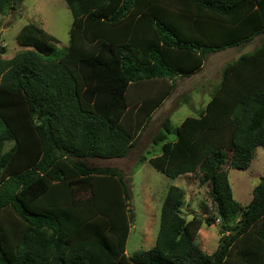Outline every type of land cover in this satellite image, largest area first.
Masks as SVG:
<instances>
[{
	"label": "trees",
	"instance_id": "16d2710c",
	"mask_svg": "<svg viewBox=\"0 0 264 264\" xmlns=\"http://www.w3.org/2000/svg\"><path fill=\"white\" fill-rule=\"evenodd\" d=\"M23 1L0 0V15ZM64 2L67 47L31 23L11 59L0 49V264H264V176L245 207L229 184L264 149V43L224 65L196 116L174 130L166 118L159 154L139 160L171 180L199 173L217 218L187 221L171 185L154 246L128 257L131 189L120 170L90 163L126 158L176 78L263 36L264 0ZM215 220L208 255L196 237Z\"/></svg>",
	"mask_w": 264,
	"mask_h": 264
},
{
	"label": "rangeland",
	"instance_id": "374dc122",
	"mask_svg": "<svg viewBox=\"0 0 264 264\" xmlns=\"http://www.w3.org/2000/svg\"><path fill=\"white\" fill-rule=\"evenodd\" d=\"M31 23L54 36L58 49L68 46L72 17L64 0H24L14 6V9L0 15V49H5L3 59H11L21 50L16 37L23 26ZM263 43L264 35L245 46L207 56L202 70L195 76L176 79L175 90L164 101L163 107L152 116L126 158L90 161L93 165L120 170L131 189L129 211L133 220L126 244V256L130 257L154 246L162 201L167 188L171 185L185 193L182 213L187 221L193 216L217 218L215 207L208 196V186L199 184V173L171 180L155 171L147 162L141 164L139 160L142 156L149 158L150 155H146L147 153L154 155L158 151V148L153 146L152 139L161 130V124L166 118L170 120L174 130L186 117L196 116L209 99L212 87L219 82L224 65L242 54L254 51ZM184 97H188L187 103L182 102ZM170 138L172 139L173 135ZM263 176L264 149L258 147L247 170H229L233 199L243 207L247 206L252 199V190ZM219 231L220 221L215 220L210 226L202 225L196 237V243L201 251L208 255L216 251L220 238Z\"/></svg>",
	"mask_w": 264,
	"mask_h": 264
},
{
	"label": "crops",
	"instance_id": "0c3cea01",
	"mask_svg": "<svg viewBox=\"0 0 264 264\" xmlns=\"http://www.w3.org/2000/svg\"><path fill=\"white\" fill-rule=\"evenodd\" d=\"M195 76V75H194ZM192 77V76H191ZM190 78V77H189ZM177 79V78H176ZM176 79H175V81H176ZM170 97V96H169ZM167 100V99H166ZM209 101V99L206 101V103L204 104V106H203V108L205 107V105L207 104V102ZM164 103V102H163ZM163 105V104H162ZM161 105V107H159L154 113H153V115H155L158 111H159V109L160 108H162L163 106ZM202 109V108H201ZM152 115V116H153ZM151 119H152V117H151ZM157 154H159V152L157 151L154 155H157Z\"/></svg>",
	"mask_w": 264,
	"mask_h": 264
}]
</instances>
